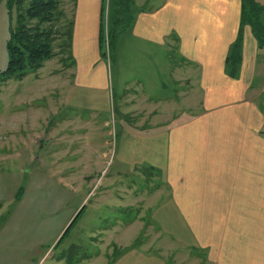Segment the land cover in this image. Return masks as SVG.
I'll list each match as a JSON object with an SVG mask.
<instances>
[{
    "label": "crops",
    "instance_id": "crops-1",
    "mask_svg": "<svg viewBox=\"0 0 264 264\" xmlns=\"http://www.w3.org/2000/svg\"><path fill=\"white\" fill-rule=\"evenodd\" d=\"M68 3L83 82L99 54L104 0ZM242 8L243 0H163L140 15L142 40L164 45L176 32L181 53L203 68L201 91L187 105L199 109L148 131L123 128L120 137L121 163L129 170L145 165L163 177L168 194L152 211L160 234L203 254L198 259L207 264H264V88H249L256 58L248 49L258 46L251 31L241 79L223 71ZM7 176L13 178L0 171V264H170L140 243L107 250L103 229L72 228L87 197L77 203L63 181L40 178L29 189L19 176L7 189Z\"/></svg>",
    "mask_w": 264,
    "mask_h": 264
},
{
    "label": "rangeland",
    "instance_id": "rangeland-1",
    "mask_svg": "<svg viewBox=\"0 0 264 264\" xmlns=\"http://www.w3.org/2000/svg\"><path fill=\"white\" fill-rule=\"evenodd\" d=\"M68 1L62 2L61 28L73 23ZM161 3L104 0V32L99 54L88 65L89 80L81 82L85 69L75 57L72 30L71 39L59 37L56 56L39 71L0 86V171L13 174L5 177L7 189L19 176L29 189L32 182L50 178L63 181L77 203L87 197L72 228L105 230L107 250L140 243L170 264H207L203 254L176 247L153 222L154 206L168 194L160 171L145 165L129 170L119 161L123 128L148 131L175 114L199 109L187 105L201 91L203 68L181 53L179 35L174 32L164 45L138 35L140 15ZM25 8L18 0H0V70L8 65L7 43ZM248 31L258 42L248 49V56L256 58L249 88H264V0H247L242 8L223 68L234 81L247 64ZM175 37L177 43L171 41ZM111 230L117 232L113 237L107 234Z\"/></svg>",
    "mask_w": 264,
    "mask_h": 264
},
{
    "label": "trees",
    "instance_id": "trees-1",
    "mask_svg": "<svg viewBox=\"0 0 264 264\" xmlns=\"http://www.w3.org/2000/svg\"><path fill=\"white\" fill-rule=\"evenodd\" d=\"M62 2L63 0H18L26 8L19 13L7 43L9 61L7 67L0 70V86L8 80H23L27 75L39 71L46 61L56 56L55 44L59 37L67 35L71 39L73 23H64L62 28L60 24L65 18ZM246 4L247 0H243V10ZM103 32L102 21L100 39Z\"/></svg>",
    "mask_w": 264,
    "mask_h": 264
}]
</instances>
